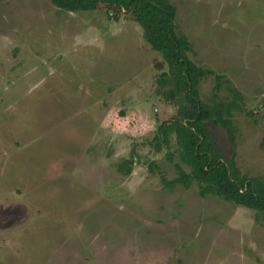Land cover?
I'll return each instance as SVG.
<instances>
[{
	"label": "rangeland",
	"instance_id": "obj_1",
	"mask_svg": "<svg viewBox=\"0 0 264 264\" xmlns=\"http://www.w3.org/2000/svg\"><path fill=\"white\" fill-rule=\"evenodd\" d=\"M169 1L188 56L214 72L200 97L222 74L249 111L233 112L234 144L208 123L216 144L264 174V0ZM160 61L130 12L0 0V264H264L263 213L163 186L177 158L149 140L177 105Z\"/></svg>",
	"mask_w": 264,
	"mask_h": 264
},
{
	"label": "trees",
	"instance_id": "obj_2",
	"mask_svg": "<svg viewBox=\"0 0 264 264\" xmlns=\"http://www.w3.org/2000/svg\"><path fill=\"white\" fill-rule=\"evenodd\" d=\"M69 11L96 9L100 3L130 12L142 26L143 36L150 46L161 53L156 66L166 69L158 76L162 97L176 103L177 109L169 119L159 121L149 145L155 151L166 149L165 156L174 161L177 171L173 178L160 176L164 187H189L197 184L198 194L217 195L225 200L255 209L264 214V174L247 175L237 166L235 155L224 156L208 127H222L231 143L235 142L233 112L249 113L242 103L240 90L222 74H214L215 92L209 100L200 97L199 82L214 73L194 62L188 51L191 44L186 35L176 29V9L169 0H50ZM118 15L115 13V18ZM228 93L220 97V88ZM133 154L123 158L118 168L130 173ZM186 167L188 169H186ZM154 160L149 169L154 171Z\"/></svg>",
	"mask_w": 264,
	"mask_h": 264
}]
</instances>
